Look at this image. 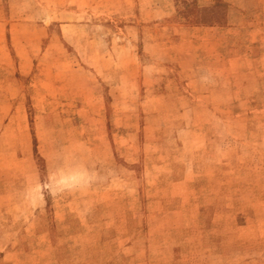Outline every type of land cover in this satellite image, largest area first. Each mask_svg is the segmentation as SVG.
I'll return each instance as SVG.
<instances>
[{
	"label": "rangeland",
	"instance_id": "1",
	"mask_svg": "<svg viewBox=\"0 0 264 264\" xmlns=\"http://www.w3.org/2000/svg\"><path fill=\"white\" fill-rule=\"evenodd\" d=\"M0 264H264V0H0Z\"/></svg>",
	"mask_w": 264,
	"mask_h": 264
}]
</instances>
